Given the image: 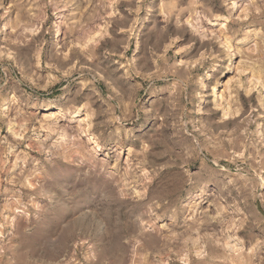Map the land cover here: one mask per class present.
<instances>
[{
  "label": "rangeland",
  "instance_id": "rangeland-1",
  "mask_svg": "<svg viewBox=\"0 0 264 264\" xmlns=\"http://www.w3.org/2000/svg\"><path fill=\"white\" fill-rule=\"evenodd\" d=\"M0 264H264V0H0Z\"/></svg>",
  "mask_w": 264,
  "mask_h": 264
}]
</instances>
